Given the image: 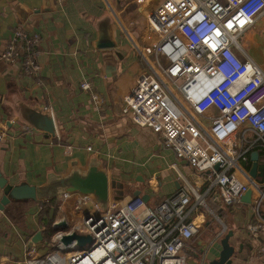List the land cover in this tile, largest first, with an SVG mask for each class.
Listing matches in <instances>:
<instances>
[{
  "label": "crops",
  "instance_id": "crops-1",
  "mask_svg": "<svg viewBox=\"0 0 264 264\" xmlns=\"http://www.w3.org/2000/svg\"><path fill=\"white\" fill-rule=\"evenodd\" d=\"M163 1L0 0V170L12 185L27 183L49 194L11 200L0 211V264H25L30 247L38 254L49 252L55 222L73 223L80 213L75 205L81 193L53 195L56 186L49 187L74 171L86 174L98 164L110 181L122 185L110 187V201L126 203L140 196L150 207L175 194L183 179L195 181L193 168L165 147L159 133L135 124L123 112L125 96L148 68L141 49L148 47L149 14ZM19 26L40 34L36 75L1 57ZM261 38L264 19L258 18L242 39L264 68ZM107 42L114 45L104 46ZM84 79L92 80L97 100L81 87ZM30 108L50 110L56 137L30 126L25 118ZM257 176L264 179L261 157ZM209 204L220 224L214 225L213 216L205 214L204 225L185 247L187 264L219 259L221 240L231 231L233 264H264V221L254 204L226 206L212 197ZM255 223H261L256 233L249 228ZM224 227L226 232L218 236Z\"/></svg>",
  "mask_w": 264,
  "mask_h": 264
},
{
  "label": "built area",
  "instance_id": "built-area-1",
  "mask_svg": "<svg viewBox=\"0 0 264 264\" xmlns=\"http://www.w3.org/2000/svg\"><path fill=\"white\" fill-rule=\"evenodd\" d=\"M258 18L264 19V0H164L149 14L148 47L141 49L148 68L125 96L123 112L159 133L196 179H183L154 207L139 197L109 199L102 209L92 195L79 194L76 210L90 207L68 232L89 233L93 245L76 249V241L65 245L64 232H55V250L38 254L30 247L25 264H187L185 247L205 214L217 217L209 199L233 205L249 190L264 221V179L246 165L254 150L264 162V68L240 42ZM39 41L38 32L16 27L1 57L36 75ZM81 87L98 99L92 80ZM260 227L249 225L254 233Z\"/></svg>",
  "mask_w": 264,
  "mask_h": 264
},
{
  "label": "water",
  "instance_id": "water-1",
  "mask_svg": "<svg viewBox=\"0 0 264 264\" xmlns=\"http://www.w3.org/2000/svg\"><path fill=\"white\" fill-rule=\"evenodd\" d=\"M104 46L114 45L111 42L103 44ZM27 122L35 130L44 131L47 137L57 136V127L50 110L46 109H33L30 108L25 113ZM259 159L260 154L258 151L251 153L252 166L250 174L256 178L259 171ZM219 169V165L216 166ZM56 186L53 195L59 193H81L86 195H92L93 199L100 205L102 209H107L109 198H110V187L122 188V185L117 183L115 180L109 179L108 174L98 165L92 164L86 174H81L78 171H74L68 177H61L53 184H50L49 189ZM59 188V189H58ZM0 189L3 191V196L0 199V211L4 210L5 206L11 202V200L20 199H38L40 196L49 197V194L43 193V191L37 186H33L27 183L19 185H12L8 182V179L3 175L0 170ZM121 194V193H120ZM119 194V196H120ZM118 196V197H119ZM140 196L135 197V200ZM252 191L249 190L245 195L242 196V201L251 203ZM117 198L116 200H118ZM144 200V199H143ZM88 218V216H87ZM55 232H64L61 242L65 245H70L76 241V249H84L87 245L92 246L94 238L89 234H82L77 231L68 232L69 225L66 220H61L54 227ZM68 232V233H67ZM233 236V232H229L221 240L222 251L219 259L213 260L208 264H233V256L236 255V248L230 243V238ZM40 239H43L41 234L38 235Z\"/></svg>",
  "mask_w": 264,
  "mask_h": 264
},
{
  "label": "rangeland",
  "instance_id": "rangeland-1",
  "mask_svg": "<svg viewBox=\"0 0 264 264\" xmlns=\"http://www.w3.org/2000/svg\"><path fill=\"white\" fill-rule=\"evenodd\" d=\"M240 42H241V44L243 45V47L246 49V51L248 50V46L246 45V44H244L243 43V39H242V36L240 37ZM260 42H261V44H262V46H264V39L263 38H261L260 39ZM249 47H250V45H249ZM257 47H258V45H257ZM114 190H115V188H114ZM90 207V205H87V204H84L83 206H82V210L80 211V214H75V212H74V214H75V217L72 219L73 221V223H75L76 221H78V220H80V218H81V215H84L85 214V212H86V210H87V208H89ZM213 224L214 225H217V224H220V221L215 217V216H213ZM72 223V224H73ZM51 234H52V236L50 235V238L51 237H53V235L55 234V232H54V229L52 228V230H51ZM49 250L52 252V251H54L55 249L53 248V247H49Z\"/></svg>",
  "mask_w": 264,
  "mask_h": 264
},
{
  "label": "trees",
  "instance_id": "trees-1",
  "mask_svg": "<svg viewBox=\"0 0 264 264\" xmlns=\"http://www.w3.org/2000/svg\"><path fill=\"white\" fill-rule=\"evenodd\" d=\"M52 230V229H51Z\"/></svg>",
  "mask_w": 264,
  "mask_h": 264
}]
</instances>
